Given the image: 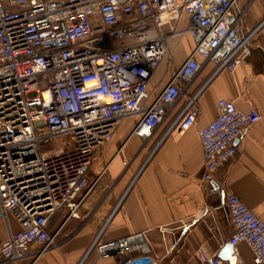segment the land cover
I'll return each mask as SVG.
<instances>
[{"label":"built area","instance_id":"2783aa9c","mask_svg":"<svg viewBox=\"0 0 264 264\" xmlns=\"http://www.w3.org/2000/svg\"><path fill=\"white\" fill-rule=\"evenodd\" d=\"M240 21L238 0H0V219L9 228L0 264H17L36 244L38 255L57 246L54 217L72 200L82 202L96 183L88 177L96 150L123 118L140 115L133 134L149 137L205 62L235 72L250 47ZM186 31L194 47L154 96L151 76L164 59L171 67L167 42ZM189 98L178 117L181 133L201 113L197 96ZM217 110L198 129L205 189L261 119L258 108L242 111L227 98L217 101ZM66 135L69 141L57 146L56 138ZM226 203L234 264H245L241 243L264 264V221L236 194ZM94 246L101 257L117 256L118 264H160L144 232ZM206 264L230 263L214 254Z\"/></svg>","mask_w":264,"mask_h":264},{"label":"crops","instance_id":"0c3cea01","mask_svg":"<svg viewBox=\"0 0 264 264\" xmlns=\"http://www.w3.org/2000/svg\"><path fill=\"white\" fill-rule=\"evenodd\" d=\"M238 10L240 32L250 47L235 72L205 62L149 137L133 134L140 115L123 118L113 138L96 150L88 177L97 182L82 202L72 200L54 217L51 229H60L57 246L38 255L42 245L36 244L17 264H118L117 256L101 257L94 245L138 232L145 233L160 264H206L214 254L234 263V252L228 250L233 226L227 195L239 196L264 221V0H238ZM186 25L183 17L179 27ZM167 43L171 67L164 59L151 76L148 89L154 96L194 47L187 31ZM194 93L201 113L181 133L178 117ZM220 98L235 101L242 111L258 108L261 119L246 129L236 157L219 167L205 189L198 129L216 117ZM9 221L12 231L20 228L13 216ZM8 235L7 222L0 219V244ZM237 248L245 264H257L245 243Z\"/></svg>","mask_w":264,"mask_h":264},{"label":"rangeland","instance_id":"374dc122","mask_svg":"<svg viewBox=\"0 0 264 264\" xmlns=\"http://www.w3.org/2000/svg\"><path fill=\"white\" fill-rule=\"evenodd\" d=\"M196 95L197 96V99H198V93H194L193 96ZM188 101H189V97H187ZM187 101V102H188ZM69 141V137L66 135V136H61V137H58L56 138V145L57 146H61V145H64L66 142ZM92 181V180H91ZM97 182V181H96Z\"/></svg>","mask_w":264,"mask_h":264},{"label":"water","instance_id":"95a60500","mask_svg":"<svg viewBox=\"0 0 264 264\" xmlns=\"http://www.w3.org/2000/svg\"><path fill=\"white\" fill-rule=\"evenodd\" d=\"M228 250H229L230 252H234V248H233V245H232V244H229V245H228ZM233 257H234V258H233V260H232V263H233V262L235 263V260H236V259H235V256H233ZM234 263H233V264H234Z\"/></svg>","mask_w":264,"mask_h":264}]
</instances>
